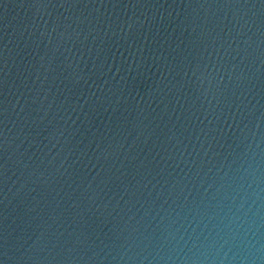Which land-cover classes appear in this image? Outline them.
I'll list each match as a JSON object with an SVG mask.
<instances>
[{
    "label": "water",
    "instance_id": "1",
    "mask_svg": "<svg viewBox=\"0 0 264 264\" xmlns=\"http://www.w3.org/2000/svg\"><path fill=\"white\" fill-rule=\"evenodd\" d=\"M0 264H264V0H0Z\"/></svg>",
    "mask_w": 264,
    "mask_h": 264
}]
</instances>
